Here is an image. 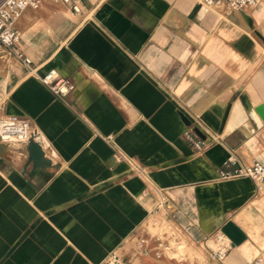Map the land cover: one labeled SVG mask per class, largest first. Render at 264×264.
<instances>
[{"label": "crops", "instance_id": "obj_1", "mask_svg": "<svg viewBox=\"0 0 264 264\" xmlns=\"http://www.w3.org/2000/svg\"><path fill=\"white\" fill-rule=\"evenodd\" d=\"M77 2L74 13L41 0L15 23L14 50L37 75L68 78L66 95L0 54V117L34 131L0 142V264H101L113 251L133 264H264V184L218 176L228 157L264 162V0ZM162 210L193 259L135 256L137 237L154 244L144 226ZM228 220L245 234L238 244L220 231ZM220 242L226 255L211 260Z\"/></svg>", "mask_w": 264, "mask_h": 264}, {"label": "built area", "instance_id": "obj_2", "mask_svg": "<svg viewBox=\"0 0 264 264\" xmlns=\"http://www.w3.org/2000/svg\"><path fill=\"white\" fill-rule=\"evenodd\" d=\"M41 0H0V54L6 57L17 58L24 66L28 74H35L37 79L43 83L51 93L58 97L66 95L72 88L73 83L61 76L55 68H49L44 73L37 75L36 68L32 65L28 56L14 50L15 45L19 41V31L15 25L20 15L28 8L36 9L40 5ZM66 4L72 12L79 11L77 0H57ZM199 3L210 6L220 1H225L231 5L243 8L254 7L261 0H196ZM34 134L29 121L15 114H6L0 117V142L1 143H26ZM194 133L186 134V138L191 142L196 150L204 147L203 141L194 138ZM111 141L112 136H106ZM224 167L233 166L231 169L221 168L218 176L221 179L234 177H248L256 185V189H260L264 184V162L255 160L249 164H240L234 158L228 157L223 161ZM138 247L135 256H145L152 254L155 259L164 256V252L169 248V242L155 238L154 244L149 245L145 238H138ZM228 244L220 242L218 246L211 250L209 258L215 261H221L227 252ZM101 264H133L130 257L125 258L121 254L113 251L108 253L105 261Z\"/></svg>", "mask_w": 264, "mask_h": 264}, {"label": "rangeland", "instance_id": "obj_3", "mask_svg": "<svg viewBox=\"0 0 264 264\" xmlns=\"http://www.w3.org/2000/svg\"><path fill=\"white\" fill-rule=\"evenodd\" d=\"M144 229L145 231H143V235L146 232L148 235L146 234L145 236H152L150 241L157 237L169 242V248L165 251L167 255L175 256L177 259H181L182 262H185L184 259H186V261L187 259H193V255L195 254L194 249L187 244V240L184 237L174 231V228L167 221L163 210L160 213L152 215L148 219ZM133 241H135L134 235L130 237L128 243L133 244ZM117 253L121 254L120 252ZM195 255H198V264H216L213 261L206 259L203 254Z\"/></svg>", "mask_w": 264, "mask_h": 264}, {"label": "water", "instance_id": "obj_4", "mask_svg": "<svg viewBox=\"0 0 264 264\" xmlns=\"http://www.w3.org/2000/svg\"><path fill=\"white\" fill-rule=\"evenodd\" d=\"M255 111L259 114L262 120H264V104L260 103L255 107ZM181 120L185 124H190V121L181 113H178ZM192 130L197 134L201 135L198 128L193 127ZM220 231L223 235L227 237V239L230 241L231 245H235L240 243L244 238L245 234L244 232L232 221L228 220L226 221L222 227L220 228Z\"/></svg>", "mask_w": 264, "mask_h": 264}]
</instances>
